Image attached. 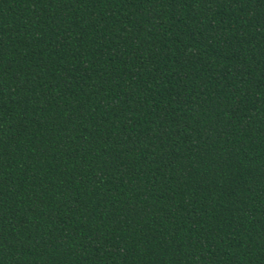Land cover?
I'll list each match as a JSON object with an SVG mask.
<instances>
[{
    "label": "trees",
    "instance_id": "obj_1",
    "mask_svg": "<svg viewBox=\"0 0 264 264\" xmlns=\"http://www.w3.org/2000/svg\"><path fill=\"white\" fill-rule=\"evenodd\" d=\"M0 264H264V0H0Z\"/></svg>",
    "mask_w": 264,
    "mask_h": 264
}]
</instances>
